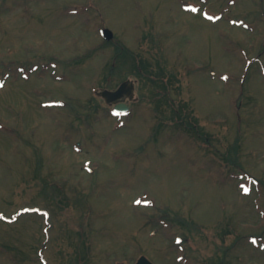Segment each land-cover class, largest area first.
Returning a JSON list of instances; mask_svg holds the SVG:
<instances>
[{
	"label": "rangeland",
	"instance_id": "rangeland-1",
	"mask_svg": "<svg viewBox=\"0 0 264 264\" xmlns=\"http://www.w3.org/2000/svg\"><path fill=\"white\" fill-rule=\"evenodd\" d=\"M229 1L0 0V264H264V0Z\"/></svg>",
	"mask_w": 264,
	"mask_h": 264
},
{
	"label": "water",
	"instance_id": "water-1",
	"mask_svg": "<svg viewBox=\"0 0 264 264\" xmlns=\"http://www.w3.org/2000/svg\"><path fill=\"white\" fill-rule=\"evenodd\" d=\"M103 33L106 38L111 39L114 34L111 30L109 29H104ZM134 83L130 81L124 82L118 90L116 91H111V90H104L100 94L104 96L107 100V102L112 103V102H117L120 98L124 97L126 94L129 96L133 97L134 95ZM117 110H126L127 105L124 103H120L116 107ZM137 264H153L146 256H142Z\"/></svg>",
	"mask_w": 264,
	"mask_h": 264
},
{
	"label": "trees",
	"instance_id": "trees-1",
	"mask_svg": "<svg viewBox=\"0 0 264 264\" xmlns=\"http://www.w3.org/2000/svg\"><path fill=\"white\" fill-rule=\"evenodd\" d=\"M143 63H141V65L139 66V73L140 74H142V73H146V74H148V76H145V78L146 79H148L149 81L151 80L152 82L153 81H155V82H157V80H155V78H152V77H150V76H156L157 75V77L159 78V79H161V80H158L159 82H161V83H163V84H161V86L160 87H167V85L164 83L165 81H164V77H165V75H166V71H167V69L165 68V67H161V70L159 69L157 72H156V70L153 68V65H151L150 63H145V64H143ZM142 66H143V68L144 69H142ZM179 113H181L180 111H179ZM189 123V122H188Z\"/></svg>",
	"mask_w": 264,
	"mask_h": 264
},
{
	"label": "snow or ice",
	"instance_id": "snow-or-ice-1",
	"mask_svg": "<svg viewBox=\"0 0 264 264\" xmlns=\"http://www.w3.org/2000/svg\"><path fill=\"white\" fill-rule=\"evenodd\" d=\"M245 191H247V189H245ZM137 203H140V201H137Z\"/></svg>",
	"mask_w": 264,
	"mask_h": 264
}]
</instances>
